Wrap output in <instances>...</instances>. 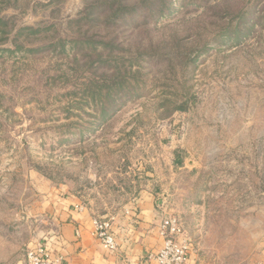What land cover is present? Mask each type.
<instances>
[{
	"label": "rangeland",
	"instance_id": "374dc122",
	"mask_svg": "<svg viewBox=\"0 0 264 264\" xmlns=\"http://www.w3.org/2000/svg\"><path fill=\"white\" fill-rule=\"evenodd\" d=\"M148 179L199 264H264V0H0V264Z\"/></svg>",
	"mask_w": 264,
	"mask_h": 264
},
{
	"label": "crops",
	"instance_id": "0c3cea01",
	"mask_svg": "<svg viewBox=\"0 0 264 264\" xmlns=\"http://www.w3.org/2000/svg\"><path fill=\"white\" fill-rule=\"evenodd\" d=\"M143 187L131 216L112 224L117 243L114 251L105 249L94 235V215L80 199L63 196L62 206L54 214L57 223L45 242L53 255L62 257L58 264H158L155 254L163 242L159 232L163 215L157 198L161 189L149 179ZM186 264H199L192 252Z\"/></svg>",
	"mask_w": 264,
	"mask_h": 264
},
{
	"label": "built area",
	"instance_id": "2783aa9c",
	"mask_svg": "<svg viewBox=\"0 0 264 264\" xmlns=\"http://www.w3.org/2000/svg\"><path fill=\"white\" fill-rule=\"evenodd\" d=\"M114 217H94V235L101 245L114 251L117 247L115 233L112 229ZM163 238L162 245L155 254L158 264H186L192 247L191 235L185 228L182 220L173 214L162 216L159 226ZM62 257L55 256L43 243H38L25 251L22 264H58Z\"/></svg>",
	"mask_w": 264,
	"mask_h": 264
}]
</instances>
